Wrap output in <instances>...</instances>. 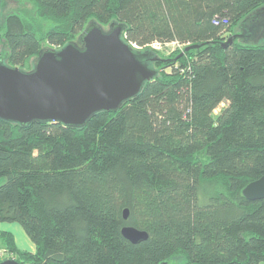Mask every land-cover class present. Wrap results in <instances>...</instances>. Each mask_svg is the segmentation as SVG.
<instances>
[{"label": "trees", "instance_id": "1", "mask_svg": "<svg viewBox=\"0 0 264 264\" xmlns=\"http://www.w3.org/2000/svg\"><path fill=\"white\" fill-rule=\"evenodd\" d=\"M27 1L53 25L40 35L0 0L6 66L30 72L44 44L114 24L156 76L81 128L0 120V223L36 253L9 233L2 248L20 264H264V200L243 196L264 177V0ZM125 227L148 241L133 245Z\"/></svg>", "mask_w": 264, "mask_h": 264}, {"label": "water", "instance_id": "2", "mask_svg": "<svg viewBox=\"0 0 264 264\" xmlns=\"http://www.w3.org/2000/svg\"><path fill=\"white\" fill-rule=\"evenodd\" d=\"M123 31L122 26L112 24L105 32L92 23L78 42L42 51L33 70L26 73L0 61V120L81 128L97 113L118 111L156 76L146 64L147 56L123 41ZM197 48L188 47L184 53ZM243 196L251 202L264 200V177L248 185ZM128 218L125 210L124 220ZM122 235L133 245L148 241L146 232L132 227L123 228ZM0 264L20 263L10 259Z\"/></svg>", "mask_w": 264, "mask_h": 264}, {"label": "rangeland", "instance_id": "3", "mask_svg": "<svg viewBox=\"0 0 264 264\" xmlns=\"http://www.w3.org/2000/svg\"><path fill=\"white\" fill-rule=\"evenodd\" d=\"M5 12L7 14H12V12H16V14L18 13L20 15V13H22V15L24 14L25 16L27 17H30L29 19H32L33 17H36L38 22L42 24V30H41V34L42 33H45L53 24L51 22H49L48 20H44V19H41L42 17H38L37 16V12H36V9H34V7L26 0V1H13V0H5ZM23 10V11H20V10ZM23 15V16H24ZM105 30L108 32L109 29L105 28ZM258 34V32H257ZM2 44H3V41L0 37V53H4V50H3V47H2ZM172 47H170V49H167V50H163V55L164 56H168V54L174 50L175 46H177L176 43L172 44L171 45ZM43 49L46 50V49H53L51 47H49L48 45L44 44L43 45ZM134 49V48H132ZM168 52V53H167ZM34 61H32L29 65V67H27L26 70L28 71H31L32 68H33V65H34ZM225 105H222L216 112L215 114H219V112L221 111L222 108H224ZM36 253V250L34 252V254ZM172 264H179L178 261H175V262H172Z\"/></svg>", "mask_w": 264, "mask_h": 264}, {"label": "crops", "instance_id": "4", "mask_svg": "<svg viewBox=\"0 0 264 264\" xmlns=\"http://www.w3.org/2000/svg\"><path fill=\"white\" fill-rule=\"evenodd\" d=\"M4 183L5 180H0V186H2ZM2 233L12 234L15 245L20 251L34 254L36 246L31 242L19 225L0 223V234Z\"/></svg>", "mask_w": 264, "mask_h": 264}, {"label": "built area", "instance_id": "5", "mask_svg": "<svg viewBox=\"0 0 264 264\" xmlns=\"http://www.w3.org/2000/svg\"><path fill=\"white\" fill-rule=\"evenodd\" d=\"M228 21L226 19H214V25L215 26H223L227 25ZM132 48L134 49H139L136 45H131ZM161 45L160 44H153L151 46V49L155 50H161ZM12 259L11 255L8 253V251L5 248L0 247V262L5 261V260H10Z\"/></svg>", "mask_w": 264, "mask_h": 264}]
</instances>
